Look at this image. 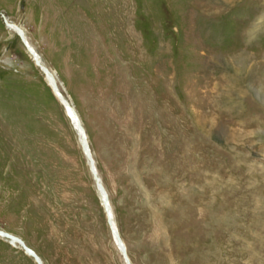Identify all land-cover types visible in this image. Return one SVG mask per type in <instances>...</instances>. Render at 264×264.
Returning a JSON list of instances; mask_svg holds the SVG:
<instances>
[{
  "label": "rangeland",
  "instance_id": "obj_1",
  "mask_svg": "<svg viewBox=\"0 0 264 264\" xmlns=\"http://www.w3.org/2000/svg\"><path fill=\"white\" fill-rule=\"evenodd\" d=\"M55 88L130 264H264V0H0V232L125 264Z\"/></svg>",
  "mask_w": 264,
  "mask_h": 264
},
{
  "label": "bare ground",
  "instance_id": "obj_2",
  "mask_svg": "<svg viewBox=\"0 0 264 264\" xmlns=\"http://www.w3.org/2000/svg\"><path fill=\"white\" fill-rule=\"evenodd\" d=\"M6 23H7V27H8L9 29L14 30V31H15V32L21 37V39L23 38V42H24V44H26L25 46L28 48V50H29V52L31 53L33 59H35L36 62H39L40 64H42L39 54L33 49L32 45L30 44V42H29V40H28V38H27V36H26V34H25L24 29L21 28L20 26L16 25L15 23L9 21L8 19L6 20ZM41 68H42V67H41ZM42 69H43V68H42ZM45 70L48 71L47 68H45ZM50 73H51V72L48 71V74H47L48 77H50L51 81L55 82V78H54L53 73H52V74H50ZM62 97H63V96H62ZM65 100H66V99H65ZM67 102H68V104H69V108L66 109V111H67V114L69 115V117L71 118V121H72L74 127H75L76 130L78 131V134H79L80 137H81V145H82V143H83L85 147H88V150H89L90 156H92V155H91L90 146H89V144H88V142H87V134H86V131H85L84 127H83L82 121H81V119H80L78 113L76 112L75 108H74L73 105L70 103V101H67ZM70 109L73 110L74 113H73V111H71ZM76 117H77V120L75 119ZM78 121L80 122V124L77 125V122H78ZM82 147H83V145H82ZM94 168H95V167H94ZM103 204H104V203H103ZM108 205H109V204H108ZM104 208H105V205H104ZM109 211H110V206H109ZM110 213H111V211H110ZM111 216H112V214H111ZM112 222H113V221H112ZM113 228H114V230L117 232V230L115 229L114 224H113ZM1 233H3V232H0V235H1V236L7 237L8 239L10 238L13 242H15V244L20 245L22 248H23L24 246L26 247V245H24L23 240L20 239L19 237H16V236H14V235H10V234H7V233H4V234H1ZM117 233H118V232H117ZM118 236H119V234H118ZM119 239H120V241H121V243H122V246H123V241L121 240V237H120V236H119ZM26 248H28V247H26ZM24 249H25V248H24ZM28 249H29L31 252H33V253H34V254L40 259L41 263L43 264V261H42V259L39 257V255H37L32 249H30V248H28ZM27 254H28L29 256L33 257V256H32L31 254H29L28 252H27ZM128 261H130V260H128ZM130 262H131V261H130ZM130 262H129V264H130Z\"/></svg>",
  "mask_w": 264,
  "mask_h": 264
},
{
  "label": "water",
  "instance_id": "obj_3",
  "mask_svg": "<svg viewBox=\"0 0 264 264\" xmlns=\"http://www.w3.org/2000/svg\"><path fill=\"white\" fill-rule=\"evenodd\" d=\"M22 40H23V38H22ZM42 68H43V70H44L45 73H46L45 67L42 66ZM54 90H55V94L60 98V100H61L62 103L64 104L65 108L68 109V108H69V104H68L67 100H65V99L62 97V95L57 91L56 88H55ZM70 110H71V109H70ZM71 111H73V110H71ZM73 113H74V111H73ZM75 119L77 120V117H76ZM78 124H80L79 121L77 122V125H78ZM82 145H83V151H84V153L86 154L87 162H89V164H90V171H91V174H92V176L94 177L95 183H96V185H97V187H98V189H99V191H100V195H101L102 202H103L104 205H105V211H106V214H107V220H108L109 226H110V228H111V233H112V235H113V239H114L116 245L118 246V248H120V250H121V253H122V256H123V258H124V262H125V264H129V261H128L127 256H126L125 248H124V246H122V243H121V241H120V239H119L118 233H117V232L114 230V228H113L112 216H111V213H110V211H109V205H108V200H107L106 192H105V190H104V188H103V186H102V183H101L99 177H98L97 174H96V171H95V168H94V165H93V161H92V158H91V156H90V153H89L88 147H85L83 143H82ZM24 248H25V251H26V252H28L29 254H31V255L33 256V259H34V261H35L37 264H42L41 261H40V259H39V258H38L33 252H31V251H30L28 248H26L25 246H24Z\"/></svg>",
  "mask_w": 264,
  "mask_h": 264
}]
</instances>
